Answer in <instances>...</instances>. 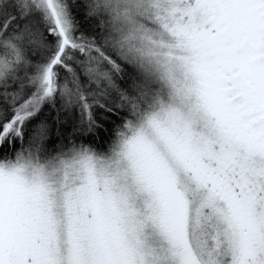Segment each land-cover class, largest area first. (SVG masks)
I'll return each mask as SVG.
<instances>
[{
    "label": "snow or ice",
    "instance_id": "obj_1",
    "mask_svg": "<svg viewBox=\"0 0 264 264\" xmlns=\"http://www.w3.org/2000/svg\"><path fill=\"white\" fill-rule=\"evenodd\" d=\"M0 264H264V0H0Z\"/></svg>",
    "mask_w": 264,
    "mask_h": 264
}]
</instances>
